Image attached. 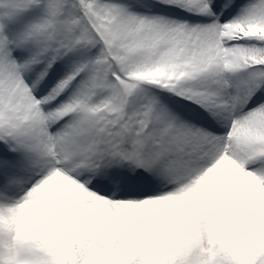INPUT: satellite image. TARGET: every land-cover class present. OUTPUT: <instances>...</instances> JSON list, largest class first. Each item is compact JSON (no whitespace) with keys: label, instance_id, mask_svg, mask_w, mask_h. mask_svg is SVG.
Here are the masks:
<instances>
[{"label":"snow or ice","instance_id":"6c2138e0","mask_svg":"<svg viewBox=\"0 0 264 264\" xmlns=\"http://www.w3.org/2000/svg\"><path fill=\"white\" fill-rule=\"evenodd\" d=\"M0 264H264V0H0Z\"/></svg>","mask_w":264,"mask_h":264}]
</instances>
